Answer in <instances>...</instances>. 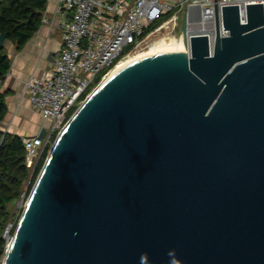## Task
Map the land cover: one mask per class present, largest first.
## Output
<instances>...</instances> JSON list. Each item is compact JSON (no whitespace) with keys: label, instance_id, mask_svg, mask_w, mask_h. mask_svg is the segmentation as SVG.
<instances>
[{"label":"water","instance_id":"obj_1","mask_svg":"<svg viewBox=\"0 0 264 264\" xmlns=\"http://www.w3.org/2000/svg\"><path fill=\"white\" fill-rule=\"evenodd\" d=\"M246 6H222L213 56L183 27L92 90L3 264H264V5Z\"/></svg>","mask_w":264,"mask_h":264},{"label":"built area","instance_id":"obj_2","mask_svg":"<svg viewBox=\"0 0 264 264\" xmlns=\"http://www.w3.org/2000/svg\"><path fill=\"white\" fill-rule=\"evenodd\" d=\"M261 2L264 5V0H59L52 21L62 31L58 57L51 70L32 74L24 82L33 111L47 123L45 137H25L29 169H36L55 136L122 58L162 37H180L185 30L189 56L194 35L208 36L213 56L217 29L220 37L230 34L224 27L222 6L239 5L241 22H247L246 4ZM47 22L43 17L42 23ZM4 81L0 79V91ZM14 230L7 232L6 251Z\"/></svg>","mask_w":264,"mask_h":264},{"label":"trees","instance_id":"obj_3","mask_svg":"<svg viewBox=\"0 0 264 264\" xmlns=\"http://www.w3.org/2000/svg\"><path fill=\"white\" fill-rule=\"evenodd\" d=\"M47 0H0V33L21 48L40 28ZM11 60L0 48V79H5ZM8 112L0 91V123ZM25 137L0 132V259L5 256L6 239L2 230L10 217V207L19 198L30 169L26 164ZM48 156L46 150L34 173L37 178ZM34 182V181H33Z\"/></svg>","mask_w":264,"mask_h":264},{"label":"crops","instance_id":"obj_4","mask_svg":"<svg viewBox=\"0 0 264 264\" xmlns=\"http://www.w3.org/2000/svg\"><path fill=\"white\" fill-rule=\"evenodd\" d=\"M59 0H47L42 17L48 19L37 32L21 47L6 40L4 51L11 60V67L5 76L1 92L8 108L1 122L4 131L22 137L40 134L47 123L42 116L33 111L25 94V80L32 74L43 75L51 70L62 47V31L53 25ZM57 17V16H56Z\"/></svg>","mask_w":264,"mask_h":264},{"label":"rangeland","instance_id":"obj_5","mask_svg":"<svg viewBox=\"0 0 264 264\" xmlns=\"http://www.w3.org/2000/svg\"><path fill=\"white\" fill-rule=\"evenodd\" d=\"M6 132V131H5ZM57 138V135L55 136ZM54 138V140H55ZM37 168V167H36ZM36 169L33 171L30 168V174L28 179L25 181L21 194L19 198L11 205L10 207V217L7 220L3 230H2V237L6 239V245H7V236H8V231L10 229V234H12V231L16 228L17 223L19 221V218L21 217L25 204L29 198V195L35 185V182L37 178H34V173ZM39 176V175H38ZM34 181V182H33ZM7 247V246H6Z\"/></svg>","mask_w":264,"mask_h":264},{"label":"bare ground","instance_id":"obj_6","mask_svg":"<svg viewBox=\"0 0 264 264\" xmlns=\"http://www.w3.org/2000/svg\"><path fill=\"white\" fill-rule=\"evenodd\" d=\"M179 42H180V37H176V36H165L162 37L160 39H157L153 44H151L149 47H147L145 50H142L140 52H137L135 54H129L126 57L122 58L117 65L115 66V68L111 71V73H113L114 71L118 70L119 67L127 60L138 57V56H142L154 51H159V50H163V49H168V48H172V47H177L179 46ZM110 73V74H111Z\"/></svg>","mask_w":264,"mask_h":264}]
</instances>
